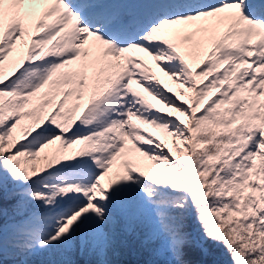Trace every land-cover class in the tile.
<instances>
[{"label":"snow or ice","instance_id":"obj_1","mask_svg":"<svg viewBox=\"0 0 264 264\" xmlns=\"http://www.w3.org/2000/svg\"><path fill=\"white\" fill-rule=\"evenodd\" d=\"M0 264H264V0H0Z\"/></svg>","mask_w":264,"mask_h":264},{"label":"trees","instance_id":"obj_2","mask_svg":"<svg viewBox=\"0 0 264 264\" xmlns=\"http://www.w3.org/2000/svg\"><path fill=\"white\" fill-rule=\"evenodd\" d=\"M77 259H80L79 257H77Z\"/></svg>","mask_w":264,"mask_h":264}]
</instances>
